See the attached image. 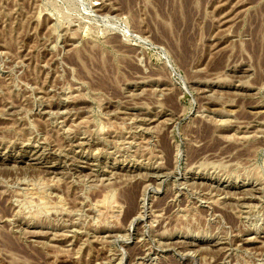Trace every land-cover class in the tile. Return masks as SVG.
I'll use <instances>...</instances> for the list:
<instances>
[{"label": "rangeland", "instance_id": "1", "mask_svg": "<svg viewBox=\"0 0 264 264\" xmlns=\"http://www.w3.org/2000/svg\"><path fill=\"white\" fill-rule=\"evenodd\" d=\"M178 1L0 0V264H264V0Z\"/></svg>", "mask_w": 264, "mask_h": 264}, {"label": "bare ground", "instance_id": "2", "mask_svg": "<svg viewBox=\"0 0 264 264\" xmlns=\"http://www.w3.org/2000/svg\"><path fill=\"white\" fill-rule=\"evenodd\" d=\"M132 1H133V0H132ZM178 2H180V0H179ZM188 4H189V3H188ZM172 5H173V4H172ZM175 5H176V4H175ZM175 5H174V6H175ZM177 6H178V5H177ZM179 6H180V4H179ZM179 6H178V7H179ZM178 7H176V10H177V11H178V9H177ZM181 7H182V5H181ZM181 7H179V8L181 9ZM185 8H187V7H185ZM172 9H173V8H172ZM188 9H189V8H188ZM169 10H170V9H169ZM160 11H161V10H160ZM162 11H163V10H162ZM173 11H174V10H173ZM184 11H185V10H184ZM180 12H181V11H180ZM180 12H179V13H180ZM182 12H183V10H182ZM168 14H169V13H168ZM169 15H170V14H169ZM178 15H179V14H178ZM173 16H174V15H173ZM169 17H170V16H169ZM173 19H174V18H173ZM180 20H181V19H180ZM168 24H169V23H168ZM169 25H171V24H169ZM262 27H263V26H262ZM165 29H166V28H165ZM172 30H173V29H172ZM260 30L263 31V29H260ZM262 34H263V32H262ZM180 35H181V34H180ZM261 36H262V35H261ZM262 38H263V37H262ZM207 192H208V191H207ZM121 198H122V197H121ZM128 198H129V197H128ZM128 198L126 199V202H127V205H128V209L130 210V208H132L131 205H132L133 201L130 200L131 198H130V199H128ZM100 203H101V202H100ZM100 203H99V204H100ZM97 204H98V203H97ZM132 206H133V205H132ZM131 222H132V221H131ZM56 240H57V239H56Z\"/></svg>", "mask_w": 264, "mask_h": 264}]
</instances>
